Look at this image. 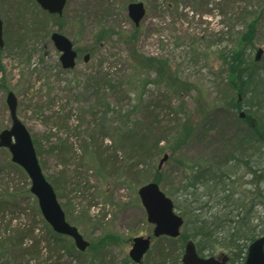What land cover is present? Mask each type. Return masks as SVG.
<instances>
[{"label": "rangeland", "instance_id": "rangeland-1", "mask_svg": "<svg viewBox=\"0 0 264 264\" xmlns=\"http://www.w3.org/2000/svg\"><path fill=\"white\" fill-rule=\"evenodd\" d=\"M131 2L146 6L134 45L130 38L137 27L128 13ZM262 2L68 0L62 16L49 17L34 0H0L5 38V46L0 48V133L12 125L6 101L12 91L18 99L17 115L32 136L43 172L54 186L68 222L78 226L91 243L105 240L103 246L84 254L83 264H135L129 257L131 239L153 231L138 195L140 186L153 182L158 171L160 187L180 214L179 204L184 200L178 196V188L191 170L183 164L216 168L238 142L237 129L247 133L246 117H240V112L248 113L251 108L256 119L258 111L247 104L239 110L234 108L238 93L224 70V55H229L237 35L245 28L238 12L241 6L259 8ZM260 27V37L250 53L257 68L261 65L264 71V53L260 60L255 59L257 50H264V17ZM53 32L73 41L78 52L74 69L62 67L60 52L51 40ZM98 38L102 39L99 43ZM134 48L145 57L168 59L182 86L190 89L179 95L165 84L149 82L143 104L128 120L125 114L136 104L130 84L137 79L156 80V74L149 70L135 75ZM86 54H90L87 62ZM257 93L262 97L264 88ZM253 96L249 93L247 97ZM105 112L107 118H102ZM136 120L141 123L140 136H147L144 142L152 136L145 146L149 150L132 152L119 140L115 121H128L129 125ZM178 124H193L194 128L187 144L173 151V128ZM147 130L152 133L147 135ZM157 137L158 144L154 140ZM165 154L168 160L159 169ZM228 164L226 171L235 181L233 193L228 194L235 195L239 209L250 207L247 216L261 228L264 202L258 203L264 201V182H258L257 166L253 165L256 175H252L248 168L233 170L234 163ZM0 169V177L15 178L18 188L22 178L30 186L26 172L3 147ZM202 192L203 188L198 189L199 195ZM259 193L263 198H256ZM224 196L213 199V204ZM22 200L18 204L24 207L26 222L31 221L32 203L29 206ZM203 203L199 201L197 206ZM10 219L6 218V224ZM181 244L169 237L157 238L143 264H183ZM224 250L217 246L209 252L219 254ZM77 259L81 256L74 254L73 260Z\"/></svg>", "mask_w": 264, "mask_h": 264}, {"label": "trees", "instance_id": "trees-1", "mask_svg": "<svg viewBox=\"0 0 264 264\" xmlns=\"http://www.w3.org/2000/svg\"><path fill=\"white\" fill-rule=\"evenodd\" d=\"M240 9L238 12L244 19L243 25L245 28L237 35L229 55H224V70L228 71L227 77L231 80L229 83L238 93L234 108L236 107L239 110L247 104L256 107L260 113L264 111L262 108L264 93L262 97H257L259 94L257 90L264 88V71H262L261 65L260 68H257L258 63L253 60L250 50L255 47V40L260 37L258 35L262 31L260 26H263L264 2L261 3L259 8L253 6L250 8V5L245 4ZM48 16L56 17V15L50 14ZM138 32L137 27L131 35L130 40L133 45L137 40ZM101 35L103 34L101 33ZM101 41L102 39L98 38V43ZM132 51L136 57L135 75L145 74L149 70L156 74V80L137 79L130 84V86H133L136 104L125 114V119L128 117L129 120V117L137 112L143 104L145 99L144 88L149 82L165 84L179 95L184 90L188 91L190 89L182 86L183 81L172 70L168 59L145 57L139 54L135 48ZM140 86L141 89H139ZM249 93H254L258 99L255 96L247 97ZM148 107L150 109V106ZM92 109L94 110V107ZM251 111L250 108L249 112L246 113V118L243 119L249 127L247 133L237 129L238 142L226 155L225 162L222 161L216 168L213 165L203 167L200 163H196L193 167L183 164L184 167L191 168V170L184 183L178 188V196L184 200L179 204L182 210L180 215L184 218V225L180 236L175 240L180 241L181 246H185L187 241L193 240L201 255L207 250L213 251L217 246L233 253L237 251L244 252L252 241L260 237V232L264 234V226L259 228V225L253 224L252 217L247 216L250 207L239 209V205L236 204L234 199L235 195L228 194L235 183L231 179L230 172L226 171L230 162L234 163L233 170L248 168L249 173L252 175H256L254 174L256 169L253 168V165H256L259 174L258 182H264V113L261 115L257 112L256 115L258 116L255 115L256 119H254L252 116L253 111ZM94 115L98 117V114L94 113ZM103 115L102 118H107V112ZM127 122L118 123L115 121L116 125L114 126L115 130L118 131L119 140L128 145L126 149L132 152L140 149L141 151L149 150L145 146L149 145L152 136L149 135L147 143L144 142L147 136L144 134L140 136L138 131L141 123L138 120L135 123L129 121L128 125ZM108 124H112V122L109 121ZM180 126L182 124H178L176 128H173L175 130L173 141H176L174 143L176 146L172 147L173 151L187 144L194 128L193 124H185L181 128ZM167 131L172 133L169 128ZM150 133L152 132L147 130V135ZM157 139L158 137L154 140L158 144L160 140ZM154 149L160 153L158 147H154ZM105 157L106 160H109L108 155H105ZM97 162L100 163L101 159L97 158ZM2 171L3 169H0V172ZM153 181L160 184L158 171L155 172ZM20 183L22 184H19L21 188H18L15 178H6L3 175L0 177V264H83L82 257L84 254H88L91 250L105 244V240L102 239L100 242H92L87 251H78L68 237L54 232L44 220L37 200L30 191L29 182L27 184L26 180L22 178ZM200 188H203L204 192L199 195L198 189ZM231 192L233 193V191ZM224 194L222 200L213 204V199ZM259 194L256 198H263V194ZM230 198H232L231 204ZM22 199L28 201L29 206L32 203V206L29 207L33 216L31 221L27 220L26 222L23 214L24 207H20L18 204V202H24ZM262 200H259L258 204L262 205L264 202ZM199 201L204 203L197 206ZM210 203L211 205H209ZM175 207L177 206L175 205ZM22 214L23 218H21ZM6 218H11L7 224ZM14 219L17 220L14 221ZM169 239L175 241L174 238L169 237ZM74 254L81 256V259L74 261ZM94 256L92 258H95Z\"/></svg>", "mask_w": 264, "mask_h": 264}, {"label": "water", "instance_id": "water-1", "mask_svg": "<svg viewBox=\"0 0 264 264\" xmlns=\"http://www.w3.org/2000/svg\"><path fill=\"white\" fill-rule=\"evenodd\" d=\"M39 6L50 14L62 15L67 0H35ZM131 19L139 25L146 14L143 2H133L128 6ZM3 20L0 15V47L4 46ZM56 48L62 53L61 63L65 69H72L76 66L78 57L74 50L73 42L67 36L54 32L51 35ZM264 51L259 48L256 60L262 58ZM90 55H86L84 60L87 62ZM7 103L11 112L12 126L10 129L0 133V147L8 148L12 155V161L20 165L29 176L31 181V192L37 198L41 213L45 220L57 233L70 236L74 239L76 247L85 251L90 242L84 238L79 229L71 225L65 212L58 200L53 185L47 180L34 147L32 136L17 116V97L13 92H9ZM241 117L245 113L241 112ZM168 159V154L162 158L160 166ZM141 202L146 210L148 221L154 225V237L170 236L178 237L184 224L183 217L175 211L173 200L166 195L156 182H149L141 186L138 190ZM132 248L129 251L131 259L135 263H141L144 255L151 247L152 236H138L132 239ZM227 257L222 260L214 257H201L194 241L186 244L182 258L183 264H224ZM246 264H264V236L256 239L249 247V254Z\"/></svg>", "mask_w": 264, "mask_h": 264}, {"label": "flooded vegetation", "instance_id": "flooded-vegetation-1", "mask_svg": "<svg viewBox=\"0 0 264 264\" xmlns=\"http://www.w3.org/2000/svg\"><path fill=\"white\" fill-rule=\"evenodd\" d=\"M4 46H5V38H4ZM254 241H252L248 245V248L244 252L237 251L233 253L231 251L224 250V251H221L219 254H215V252H209L207 250L205 251L204 255H201L199 253L198 248H197V251L200 254V256L205 257V258L214 257L216 259L222 260L226 256L227 259L224 264H246V260L249 254V247Z\"/></svg>", "mask_w": 264, "mask_h": 264}]
</instances>
